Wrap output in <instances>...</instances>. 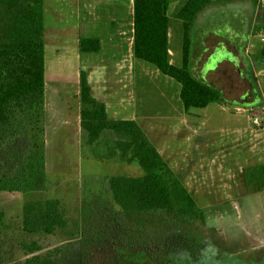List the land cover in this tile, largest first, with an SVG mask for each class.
Segmentation results:
<instances>
[{
	"label": "rangeland",
	"instance_id": "rangeland-1",
	"mask_svg": "<svg viewBox=\"0 0 264 264\" xmlns=\"http://www.w3.org/2000/svg\"><path fill=\"white\" fill-rule=\"evenodd\" d=\"M110 2L45 0V41L54 46L47 60L49 84L61 91L56 111L63 104L71 113L70 106L76 103L71 87L76 79V57L66 50L75 46L78 38L102 35L118 42L123 51L127 49L128 0L110 9L114 19L111 32L106 30L112 23L109 13L99 23L80 19L81 15L88 19L92 10L85 4L94 3L95 9L99 5L102 10ZM170 27L174 60L181 64L183 23L171 18ZM81 57L87 55L81 53ZM136 61L128 81L114 89L117 93L112 101L119 103L123 97L125 112L137 114L149 139L195 198L205 223L194 226L189 222L186 231L176 229L178 237L167 243L170 225L150 219L152 230L140 236L137 228H132L136 227L134 221H120L119 208L110 204L113 198L107 181L117 176H143L142 168L137 163L108 159L105 148L95 149L82 132L66 126L55 130L56 137L48 146L45 175L37 170L27 191L18 189V184L12 186L13 191H0V212L4 213L0 264L22 262V247L32 241L44 248L40 255L51 253L59 264H264V134L250 137L216 132L218 104L185 110L180 84L153 64ZM258 84L253 96L254 104L260 102L259 108L244 117V126L255 133H260L261 127L254 120L260 119L261 125L263 121L258 112H264V78ZM195 113L210 118V125L200 127L203 121H193ZM209 128L214 131L207 133ZM22 148L24 153L18 155ZM3 151L5 159L17 166L25 161L29 149L14 140ZM34 166L38 169L37 163ZM47 200L60 201L68 229L51 236L26 234L21 228L25 205ZM122 224L126 233L117 235L115 225ZM127 228L135 238L130 240L127 233L132 232ZM147 243L154 251H145ZM55 249H60L58 254L53 253Z\"/></svg>",
	"mask_w": 264,
	"mask_h": 264
},
{
	"label": "trees",
	"instance_id": "trees-1",
	"mask_svg": "<svg viewBox=\"0 0 264 264\" xmlns=\"http://www.w3.org/2000/svg\"><path fill=\"white\" fill-rule=\"evenodd\" d=\"M232 1V0H226ZM169 0H136L134 8V54L151 63L180 86V99L185 110L205 109L212 103H225L223 93L197 80L190 70L195 19L213 0H187L170 14ZM258 19L264 27V4L258 8ZM183 22L182 65L171 63L170 19ZM45 0H0V191L30 189L35 172L46 174L45 139ZM260 25V24H259ZM99 39H81L82 53H99ZM264 56V50H263ZM81 130L88 145L105 148L108 159L117 158L127 164L137 163L143 170L140 177L117 176L108 179V192L117 205L123 222L134 221L137 232L152 230L153 219L170 225L171 243L187 224L205 223L197 202L186 184L175 174L158 148L141 126L132 120L113 121L104 102L92 92L89 76L81 71L79 80ZM19 141L29 149L25 161L12 166L5 159L9 143ZM24 149L17 154L22 155ZM21 158V156H19ZM2 163V164H1ZM37 163L35 169L34 164ZM4 213L0 212V224ZM69 222L59 200L30 202L23 210L22 230L29 235H56L65 231ZM117 235L126 233L119 225ZM127 232L131 228H127ZM173 230V231H172ZM127 233L130 240L134 232ZM150 243V242H149ZM145 251L151 250L150 244ZM147 248V249H146ZM25 257L19 264H59L55 255H40L44 248L36 241L22 247ZM60 249L53 253L58 254ZM154 253V252H153Z\"/></svg>",
	"mask_w": 264,
	"mask_h": 264
},
{
	"label": "crops",
	"instance_id": "crops-1",
	"mask_svg": "<svg viewBox=\"0 0 264 264\" xmlns=\"http://www.w3.org/2000/svg\"><path fill=\"white\" fill-rule=\"evenodd\" d=\"M111 2L104 9L94 8V3L85 4L90 7L91 13L82 21L88 24L99 23L104 19L107 13L112 23L108 31H113L111 25L114 24L112 17L113 11L110 9L119 5L122 0H110ZM170 14L181 7L187 0H169ZM217 3L210 5L195 19L193 30V45L190 59L191 74L200 82L219 89L225 98V103L218 104L217 129L221 134H232L235 136H254L264 134V112L259 111L258 115L263 116L261 132L255 133L249 127L244 126V117L250 113H255L259 108L254 104L253 91L259 86L260 79L264 78V27L258 19V8L264 0H213ZM80 4V0H77ZM116 3V4H115ZM136 0H128L130 24L129 30L124 34L126 36L127 49L122 50L119 43L113 39H106L105 36H96L89 34L83 38H78L75 46L69 47L66 53L74 55L76 58V79L72 86L75 105L70 106L69 113L67 108L61 104L60 111L54 107L61 102V91L53 88L49 84L48 75V55L54 52V46L45 41V139H46V160L48 146L56 137L57 128L70 127L81 130L80 102H79V80L81 71H86L92 87L94 97L106 104L107 113L110 120L113 121H135L141 128L140 119L134 112L127 113V107L124 106L125 99L121 97L119 103L112 100L117 92L114 89L119 84L128 81L129 74L137 66V58L134 54V8ZM81 13V11H80ZM174 18V17H171ZM171 22V19H170ZM183 23V22H182ZM260 24V25H259ZM91 29V28H90ZM228 30V31H227ZM125 33V32H124ZM95 38L101 43L99 53H84L87 57H81L80 41L81 39ZM171 27L169 30V41L171 43ZM258 41L262 44L259 46ZM110 42V44H109ZM56 52V51H55ZM183 44L181 56L183 57ZM171 63L177 64L174 60L175 53L170 45ZM139 66V65H138ZM125 87V86H124ZM181 90V86H180ZM247 104V105H246ZM207 107V108H208ZM66 109V110H65ZM264 109V102L263 107ZM130 115V116H129ZM257 116V115H256ZM254 116V117H256ZM258 117V116H257ZM203 121L199 126L210 125V118L198 117L195 113L193 121ZM260 120V119H259ZM238 123V124H237ZM144 130V129H143ZM145 131V130H144ZM211 130L208 129L207 133ZM146 133V131H145ZM148 136V135H147ZM255 147V145H253ZM159 152L160 149H158ZM163 155V154H162Z\"/></svg>",
	"mask_w": 264,
	"mask_h": 264
},
{
	"label": "built area",
	"instance_id": "built-area-1",
	"mask_svg": "<svg viewBox=\"0 0 264 264\" xmlns=\"http://www.w3.org/2000/svg\"><path fill=\"white\" fill-rule=\"evenodd\" d=\"M263 41H264V39H263ZM254 123H255L256 125H259V126H261V124H260V120H259V119H257V118L254 120Z\"/></svg>",
	"mask_w": 264,
	"mask_h": 264
}]
</instances>
